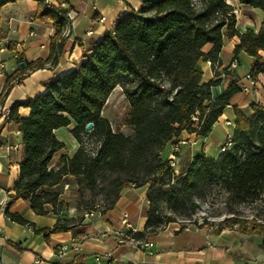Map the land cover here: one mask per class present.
I'll use <instances>...</instances> for the list:
<instances>
[{
  "label": "trees",
  "instance_id": "16d2710c",
  "mask_svg": "<svg viewBox=\"0 0 264 264\" xmlns=\"http://www.w3.org/2000/svg\"><path fill=\"white\" fill-rule=\"evenodd\" d=\"M8 1L12 0H0V8ZM36 1L35 16L51 21L55 33L49 56L26 63L18 73L53 65L63 52L67 10ZM236 1L264 10V0ZM236 21L235 7L228 0H142L140 8L129 7L99 39L91 41L87 53L70 70L43 81V92L10 106L9 118L19 126L23 155L7 204L23 198L36 214L57 215L52 227L34 229L47 241L55 231L84 234V216L61 215L60 191L48 189L70 174L79 195L85 190L104 194V209L113 206L123 186L148 185L146 221L135 237L155 233L175 221L172 216L160 218L157 203L162 191L154 189L174 175L164 150L183 130L205 137L240 91L232 81L213 96L211 89L219 80L204 81L198 61L216 65L224 40L237 36L234 54L244 51L253 57L249 73L254 77L264 73L260 53L264 51V20L257 30L248 27L242 31ZM15 75L5 82L0 106ZM116 86L128 103L124 123L132 127L131 134L114 131L102 115ZM20 106L28 108L24 117L18 113ZM232 110L230 146L218 156L197 152L172 183L170 196L190 199L197 188L213 181L240 199L264 193V104L251 103L246 111L234 105ZM88 122H92L89 130L85 129ZM71 123L70 132L78 145L72 154L62 153L52 163L54 155L65 148L54 130ZM91 139L96 141L94 148L89 147ZM5 212L10 220L33 226L19 213L7 208ZM230 219L240 225L237 217Z\"/></svg>",
  "mask_w": 264,
  "mask_h": 264
},
{
  "label": "crops",
  "instance_id": "0c3cea01",
  "mask_svg": "<svg viewBox=\"0 0 264 264\" xmlns=\"http://www.w3.org/2000/svg\"><path fill=\"white\" fill-rule=\"evenodd\" d=\"M228 2L235 7L236 26L240 31L260 27L264 10L241 5L236 0ZM51 4L75 11L72 25L63 40V52L55 64L28 69L25 73L18 72L26 63L49 56V44L55 29L51 21L35 16L36 0H12L0 8V95L7 78L16 73L10 80L7 94L2 97L1 106L10 107L43 92V81L70 70L87 53L91 41L99 39L129 7L140 8L142 0H53ZM98 15L103 19L98 20ZM238 41L237 36L224 40L216 65L211 66L209 60L198 61L204 81L219 80L211 89L213 96L232 81L238 85L247 83L244 75L249 72L253 57L244 51L234 54ZM260 53L264 55V51ZM233 57L237 58V64L230 67ZM20 61L24 62L22 66ZM242 63H245L243 68ZM255 79L257 84L252 90H240L232 96L210 132L219 120L228 116V111L233 117L234 105L246 111L251 103L264 104V73H258ZM18 113L24 117L28 108L20 106ZM59 128L54 130L58 139ZM210 132L205 137L196 138L194 133L182 131L183 137L196 138L194 145H189L191 157L200 150L208 153L210 143L202 142L198 147L197 140L208 137ZM77 145V142L73 144L74 150ZM74 150L69 152L63 148L54 155L52 163L60 154H72ZM22 155L23 143L18 124L0 119V264H30L35 257L50 264H264V239L259 242L247 235H236L229 229L218 230L172 221L155 233L135 237L134 233L142 231L146 221L148 185L133 183L120 189L112 207L102 212L85 213L84 234H74L72 230L55 231L47 241L34 229L52 227L57 215L52 212L36 214L23 198L7 204L18 178V163ZM169 155L168 145L167 157ZM74 180L75 177L68 174L62 183L48 189L59 192L65 182ZM6 208L19 213L33 226L10 220Z\"/></svg>",
  "mask_w": 264,
  "mask_h": 264
},
{
  "label": "rangeland",
  "instance_id": "374dc122",
  "mask_svg": "<svg viewBox=\"0 0 264 264\" xmlns=\"http://www.w3.org/2000/svg\"><path fill=\"white\" fill-rule=\"evenodd\" d=\"M257 11L262 13L260 9H257ZM243 67H245V63H242ZM127 111V100L121 92V88L116 86L105 101L102 115L109 120L114 131L131 134L132 127L124 123ZM227 114L226 119L231 121L230 124L227 125L225 119L219 120L208 137L197 140L198 147L202 142L210 143L208 155L216 154L218 156L222 151L220 146L225 143L226 138L233 132V117L229 111ZM73 126V124L62 126L57 131V135L65 143V147L69 152L74 150L73 144H76V140L70 132ZM186 138L188 142L181 145L176 164L173 165L174 175L172 180L162 185H154V189L160 187L162 191L157 203L160 218L163 220L167 216H172L175 222L180 224L204 225L218 230L229 229L236 235H247L252 239H257L256 241H262L264 239V193L255 198L240 199L226 192L218 181H213L211 183L206 182L203 186L197 188L190 199L186 197L176 199L174 196H170L172 183L181 175V171L193 157H191V150H189V145H194V143H191L193 139L191 137ZM88 143H90L89 147L94 148L96 146L94 139L88 140ZM164 154L167 155V147ZM68 182L70 184L69 188L60 189L59 199L62 204L58 206V211L61 215L78 219L82 216L85 217V213H89L90 209L94 212L101 211L107 205L103 193L90 194L85 190L83 195H79L76 180ZM192 204L195 205L193 210H191ZM230 217L240 219V225L233 223ZM258 224L262 228L257 227Z\"/></svg>",
  "mask_w": 264,
  "mask_h": 264
},
{
  "label": "built area",
  "instance_id": "2783aa9c",
  "mask_svg": "<svg viewBox=\"0 0 264 264\" xmlns=\"http://www.w3.org/2000/svg\"><path fill=\"white\" fill-rule=\"evenodd\" d=\"M52 1L53 0H45V2L50 3V4H51ZM74 16H75V11L72 10V9H67L66 18H65V29H64V33L65 34L69 31V29H70V27L72 25ZM97 19L98 20H102L103 16L102 15H98ZM236 64H237V58L233 57L231 59L230 63H229V66L230 67H234ZM244 79L247 81V83L246 84L241 83L239 85L240 86V90L243 91V92L252 90L257 84V81H256L255 77L252 74H250L249 72H247L244 75ZM16 81H18V80H15V82ZM9 115H10V107L9 106H0V119L11 123L12 120L9 118ZM225 123L228 125V124L231 123V121L229 119L225 118ZM230 138H231V135H229L226 138L225 143L220 146L221 150H224L225 148L230 146V144H231ZM195 141H196V138L193 139V141H191V143H194ZM187 142H188L187 138L183 137V136H181L180 138H178L175 141L170 142V144H169L170 155L168 156V159H169V163L172 166L176 164V161H177V158H178V151H179L181 145L182 144H186ZM62 188L63 189L69 188V183L65 182L63 184ZM124 237H128V235H124ZM122 240L123 239H121V241ZM150 244L151 243H149V245ZM30 264H50V263L48 261H45L44 259H42L40 257H35Z\"/></svg>",
  "mask_w": 264,
  "mask_h": 264
},
{
  "label": "water",
  "instance_id": "95a60500",
  "mask_svg": "<svg viewBox=\"0 0 264 264\" xmlns=\"http://www.w3.org/2000/svg\"><path fill=\"white\" fill-rule=\"evenodd\" d=\"M19 64L22 66L24 64V62L23 61H20ZM91 127H92V122H88L85 125V129H87V130H89Z\"/></svg>",
  "mask_w": 264,
  "mask_h": 264
}]
</instances>
